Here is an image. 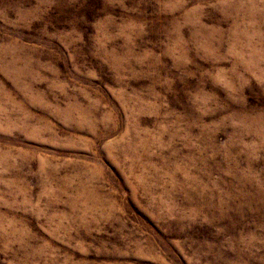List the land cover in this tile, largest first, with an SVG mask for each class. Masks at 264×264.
Returning a JSON list of instances; mask_svg holds the SVG:
<instances>
[{"label": "rangeland", "instance_id": "374dc122", "mask_svg": "<svg viewBox=\"0 0 264 264\" xmlns=\"http://www.w3.org/2000/svg\"><path fill=\"white\" fill-rule=\"evenodd\" d=\"M0 264H264V0H0Z\"/></svg>", "mask_w": 264, "mask_h": 264}]
</instances>
